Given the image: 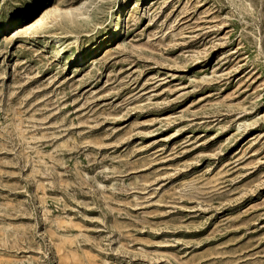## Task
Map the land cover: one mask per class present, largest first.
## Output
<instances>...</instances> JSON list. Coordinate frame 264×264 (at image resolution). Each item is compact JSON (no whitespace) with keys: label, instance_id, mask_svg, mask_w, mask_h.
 Wrapping results in <instances>:
<instances>
[{"label":"rangeland","instance_id":"obj_1","mask_svg":"<svg viewBox=\"0 0 264 264\" xmlns=\"http://www.w3.org/2000/svg\"><path fill=\"white\" fill-rule=\"evenodd\" d=\"M30 2L0 0V264H264V0H120L86 59L121 6Z\"/></svg>","mask_w":264,"mask_h":264},{"label":"snow or ice","instance_id":"obj_2","mask_svg":"<svg viewBox=\"0 0 264 264\" xmlns=\"http://www.w3.org/2000/svg\"><path fill=\"white\" fill-rule=\"evenodd\" d=\"M55 3L56 0H47V3L43 2V0H31L30 3L23 6L22 11L25 16H28L31 18V20L35 21L38 20L42 15H45L48 9H50ZM120 6V0H115V8L118 9ZM113 11L115 12V9H113ZM4 35L5 34L0 33V41L3 40ZM7 35H11V32L7 33Z\"/></svg>","mask_w":264,"mask_h":264},{"label":"bare ground","instance_id":"obj_3","mask_svg":"<svg viewBox=\"0 0 264 264\" xmlns=\"http://www.w3.org/2000/svg\"><path fill=\"white\" fill-rule=\"evenodd\" d=\"M126 3L127 2H124L122 4L120 13H119V9L115 13V17H114V20L113 21L116 24V28L112 32H110L107 35H105V40L102 42V44L95 45V48L92 49V51H89V52H86L85 54H83L82 56L84 57V59H86V58H88L90 56H93L96 52H98L99 50H101L103 47H104V49L107 48V45L109 44L110 41H112V40L114 41L118 37L121 36V34H122V22H123V15H121V13H122V11H124L125 4ZM21 12H22V10H21Z\"/></svg>","mask_w":264,"mask_h":264}]
</instances>
